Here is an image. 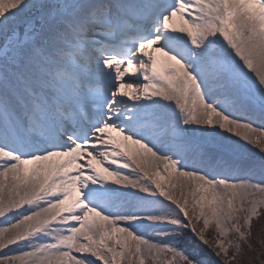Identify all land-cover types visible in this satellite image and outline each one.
<instances>
[{"label": "snow or ice", "instance_id": "obj_1", "mask_svg": "<svg viewBox=\"0 0 264 264\" xmlns=\"http://www.w3.org/2000/svg\"><path fill=\"white\" fill-rule=\"evenodd\" d=\"M0 264H264V0H0Z\"/></svg>", "mask_w": 264, "mask_h": 264}, {"label": "rangeland", "instance_id": "obj_2", "mask_svg": "<svg viewBox=\"0 0 264 264\" xmlns=\"http://www.w3.org/2000/svg\"><path fill=\"white\" fill-rule=\"evenodd\" d=\"M177 195H179V191L177 190ZM183 247L189 252V253H194V254H199L200 251L197 249L195 246H186L183 244Z\"/></svg>", "mask_w": 264, "mask_h": 264}, {"label": "trees", "instance_id": "obj_3", "mask_svg": "<svg viewBox=\"0 0 264 264\" xmlns=\"http://www.w3.org/2000/svg\"><path fill=\"white\" fill-rule=\"evenodd\" d=\"M186 246H195L197 247V249H199V251H207L206 249H201L198 246H196L195 242L192 240L191 236H188L185 243Z\"/></svg>", "mask_w": 264, "mask_h": 264}]
</instances>
